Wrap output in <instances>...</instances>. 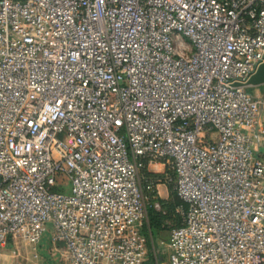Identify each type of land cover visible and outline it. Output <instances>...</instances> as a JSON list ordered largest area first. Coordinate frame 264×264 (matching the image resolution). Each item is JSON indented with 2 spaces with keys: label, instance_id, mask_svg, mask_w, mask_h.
I'll list each match as a JSON object with an SVG mask.
<instances>
[{
  "label": "built area",
  "instance_id": "obj_1",
  "mask_svg": "<svg viewBox=\"0 0 264 264\" xmlns=\"http://www.w3.org/2000/svg\"><path fill=\"white\" fill-rule=\"evenodd\" d=\"M263 61L264 0H0V244L144 264L164 182L168 264H264Z\"/></svg>",
  "mask_w": 264,
  "mask_h": 264
},
{
  "label": "crops",
  "instance_id": "obj_2",
  "mask_svg": "<svg viewBox=\"0 0 264 264\" xmlns=\"http://www.w3.org/2000/svg\"><path fill=\"white\" fill-rule=\"evenodd\" d=\"M253 93H264V86H255ZM160 169L162 167H159ZM160 197L169 196V187L166 183L158 185ZM143 231V228H142ZM154 233V232H153ZM155 234L159 237L164 235L163 230H155L152 236L153 251L158 255L161 264L167 263V251L165 244L169 239L166 237L162 246H157ZM170 235V234H169ZM157 247L161 248L158 250ZM0 264H72L67 256L65 245L62 242L53 243L50 236H42L38 244H31L23 238L16 237L15 239H8L6 244H0ZM145 264V263H144Z\"/></svg>",
  "mask_w": 264,
  "mask_h": 264
},
{
  "label": "rangeland",
  "instance_id": "obj_3",
  "mask_svg": "<svg viewBox=\"0 0 264 264\" xmlns=\"http://www.w3.org/2000/svg\"><path fill=\"white\" fill-rule=\"evenodd\" d=\"M264 86V85H263ZM251 88V89H250ZM248 89H250V92H253V88L249 87ZM153 174L157 175V176H162V171L160 169H152ZM164 183V182H162ZM167 187H171L169 184H166ZM174 188V187H172ZM68 187H65L64 189H61L62 191H68ZM170 189V188H169ZM175 190V189H174ZM178 196V194H177ZM179 197V196H178ZM159 200H157L156 202L159 204L158 207L154 206L157 211H159L162 214V222H163V232L164 235L162 237H159L155 234V238L157 237L156 244L157 246H162L163 242L165 241L166 237L169 236L170 231L173 227L177 226L179 224L180 221H183V215H182V209L184 208L183 205H179L177 207H175L174 209V202H175V198L171 195L170 190H169V196H164V197H160L159 195ZM179 214V215H178ZM155 233V231H154ZM153 233V234H154ZM44 236L46 237H51V225H48V230L44 233ZM158 250H161V248L157 247Z\"/></svg>",
  "mask_w": 264,
  "mask_h": 264
},
{
  "label": "trees",
  "instance_id": "obj_4",
  "mask_svg": "<svg viewBox=\"0 0 264 264\" xmlns=\"http://www.w3.org/2000/svg\"><path fill=\"white\" fill-rule=\"evenodd\" d=\"M251 89V88H250ZM250 89H248V91H250ZM150 175L156 176L153 173H149ZM171 187H169L170 189V193L171 195L175 198V202H174V209L175 207L179 206V205H183V207H186V203L180 198V196H177V192L176 190H174L173 185H170ZM159 196L156 198V200H159ZM153 202V201H152ZM179 215V214H178ZM183 221H180L179 224L177 226L182 225ZM155 230L161 231L163 230V222H162V214L157 211V209L153 206V204H151L148 207V218L147 221H145L144 225H143V233L146 235L147 238V245L149 248V258L148 260L145 262V264H155V254L153 251V244H152V236H153V232Z\"/></svg>",
  "mask_w": 264,
  "mask_h": 264
},
{
  "label": "water",
  "instance_id": "obj_5",
  "mask_svg": "<svg viewBox=\"0 0 264 264\" xmlns=\"http://www.w3.org/2000/svg\"><path fill=\"white\" fill-rule=\"evenodd\" d=\"M237 85L248 88L264 85V61L257 67L255 72L250 75L246 82L237 83Z\"/></svg>",
  "mask_w": 264,
  "mask_h": 264
}]
</instances>
